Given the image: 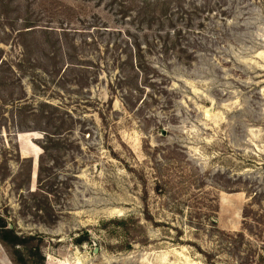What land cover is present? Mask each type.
Listing matches in <instances>:
<instances>
[{"label": "rangeland", "instance_id": "rangeland-1", "mask_svg": "<svg viewBox=\"0 0 264 264\" xmlns=\"http://www.w3.org/2000/svg\"><path fill=\"white\" fill-rule=\"evenodd\" d=\"M158 1L0 0V216L45 264H236L224 234L264 191V0L150 24ZM213 215L222 234L192 228Z\"/></svg>", "mask_w": 264, "mask_h": 264}, {"label": "trees", "instance_id": "trees-1", "mask_svg": "<svg viewBox=\"0 0 264 264\" xmlns=\"http://www.w3.org/2000/svg\"><path fill=\"white\" fill-rule=\"evenodd\" d=\"M176 2V5L181 6L179 0ZM173 6V0H162L148 8L151 11L150 24L157 21L158 15L168 19ZM248 198L250 202L243 211L242 231L234 235L224 234L222 242L234 254L236 264H264V191L249 192ZM216 212L212 211V214ZM190 224L197 232L204 227L208 232L220 233L215 215L211 216L206 225L199 223L194 224V227L192 222ZM33 240V237L26 238L9 229L5 218L0 216V242L11 251L15 264H45L39 247L33 246ZM204 255L210 264L211 254Z\"/></svg>", "mask_w": 264, "mask_h": 264}, {"label": "water", "instance_id": "water-1", "mask_svg": "<svg viewBox=\"0 0 264 264\" xmlns=\"http://www.w3.org/2000/svg\"><path fill=\"white\" fill-rule=\"evenodd\" d=\"M11 228H12V227L10 226V229H11ZM97 251H98V250L95 248V249H94V254H96Z\"/></svg>", "mask_w": 264, "mask_h": 264}]
</instances>
